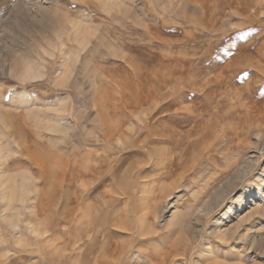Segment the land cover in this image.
<instances>
[{
	"label": "rangeland",
	"instance_id": "rangeland-1",
	"mask_svg": "<svg viewBox=\"0 0 264 264\" xmlns=\"http://www.w3.org/2000/svg\"><path fill=\"white\" fill-rule=\"evenodd\" d=\"M259 4L0 0V264H264V125L249 109L264 96V11L240 15ZM207 58V77L228 68L245 98L196 128Z\"/></svg>",
	"mask_w": 264,
	"mask_h": 264
},
{
	"label": "bare ground",
	"instance_id": "bare-ground-1",
	"mask_svg": "<svg viewBox=\"0 0 264 264\" xmlns=\"http://www.w3.org/2000/svg\"><path fill=\"white\" fill-rule=\"evenodd\" d=\"M201 1V0H200ZM260 1V4L258 5V7H255V6H248L247 8L245 7L244 8V10L240 13V15L241 16H244V19H245V23H248V25H252V24H254L255 22H257V21H259L260 19H261V17L264 15V13H263V15L261 16V17H257V15L260 13V12H262V11H264V0H259ZM199 3H201V2H199ZM198 3V4H199ZM247 3V2H246ZM243 5H245V4H243ZM242 7V6H241ZM250 7L255 11V14H254V16H251L250 15ZM241 9V8H240ZM260 11V12H259ZM253 12V11H252ZM251 12V13H252ZM254 13V12H253ZM207 27H209V29L211 28V25L210 24H207ZM213 29L214 28H212V31H213ZM218 31H220V32H222V30H220V29H218ZM264 39V38H263ZM258 41V40H257ZM256 42V41H255ZM260 44H258V46H259ZM261 46H263L264 47V43H263V45H261ZM255 47V46H254ZM210 48V47H209ZM218 48V47H217ZM217 48H210L211 50H212V55H213V51H216V49ZM261 50H262V48H261ZM263 50H264V48H263ZM204 51V50H203ZM255 51H257V48H256V50ZM200 53V52H199ZM248 53H251V51L250 52H248ZM255 53V52H254ZM253 53V55H255V54H257L258 53V51H257V53H255L254 54ZM202 54V53H201ZM198 55V54H197ZM205 55V54H204ZM259 54H257L256 56H258ZM196 56V55H195ZM201 56V55H200ZM199 56V57H200ZM237 56H239L238 54H237ZM237 56H236V58H237ZM261 55H259V57H260ZM249 57V56H248ZM262 57V56H261ZM196 58V57H195ZM202 58H203V55H202ZM202 58H199V59H202ZM239 58V57H238ZM209 59H211V58H207L206 60H204L203 62H201V64H205L206 66H207V63L209 62ZM260 59V58H259ZM196 60V59H195ZM238 60V59H237ZM256 60H258V59H256ZM196 61H198V60H196ZM232 61V60H231ZM259 61H261V60H259ZM26 62V61H25ZM235 62V61H234ZM238 62V61H237ZM240 63H241V61H240ZM252 63V62H251ZM209 64H210V62H209ZM236 64V63H235ZM30 65H32V64H30ZM30 65H28V66H26L25 65V63L22 61V60H20V59H18L16 62H15V68H19L20 69V76L21 77H27L28 79L29 78H36L37 76H36V73H35V70L34 69H30ZM26 66V67H25ZM209 66V65H208ZM207 66V67H208ZM22 67H25V69H23ZM33 67V66H32ZM206 67V68H207ZM230 67V66H229ZM34 68V67H33ZM217 69V73L215 74V75H213L214 77L213 78H210V77H207L208 76V74L213 70V68H212V70H211V67L209 66V69L207 68V69H204L203 67H200V68H196V69H194L193 70V72H195V77H194V87L192 86V88H193V96H194V99H195V101H196V104L194 105V106H191V107H193L192 109H191V112H192V114L194 115V117H195V122H194V126L196 127V128H201V123L203 122V119H204V117H205V114L204 113H207L206 112V109L209 107V106H212L211 104H213L214 102H215V104L217 103V104H219L218 105V107L220 106V104H222L223 106V108L224 107H229V106H236V104H237V102L239 101V100H242V102H243V100H244V98L242 99V95H245V93H243V94H240V93H238L237 91L238 90H240V88H241V86H240V88L237 86V84H239V77H238V79L239 80H237L236 78H235V76H233L232 74L230 75V72H227L229 69L228 68H216ZM218 69H220V71H218ZM207 70V71H206ZM249 70V69H248ZM258 70V69H257ZM263 70V69H262ZM215 71V70H214ZM245 72V71H244ZM255 72V71H254ZM264 73V72H263ZM184 74V73H183ZM192 74V73H191ZM211 74V73H210ZM256 75H257V77H258V72L257 73H255ZM180 75V74H179ZM182 75V74H181ZM180 75V76H181ZM193 77V76H192ZM181 77H179V79H180ZM261 77H259L258 79H260ZM263 78V77H262ZM182 79V78H181ZM180 79V80H181ZM206 79V80H205ZM251 79H252V77H251ZM251 79L249 80V86H251V83H253V82H251ZM33 80V79H32ZM179 80V81H180ZM184 80V79H183ZM182 80V81H183ZM261 80V79H260ZM178 81V82H179ZM182 81H180L181 83H182ZM256 82H257V80H256ZM248 83V82H247ZM258 83H259V81H258ZM257 83V87H258V84ZM215 84H217L218 86H219V92H218V89L217 90H213V88H212V86L214 85L215 86ZM255 84V83H254ZM192 85V84H191ZM189 87V86H188ZM260 88H261V86H259ZM259 88V89H260ZM245 89V88H244ZM179 90V89H178ZM185 90H186V88H185ZM253 90V89H252ZM258 90V89H257ZM180 91V90H179ZM235 91V92H234ZM167 92H169V91H167ZM175 93H176V90L174 91ZM240 92V91H239ZM241 92H242V90H241ZM253 92V91H252ZM177 93H178V91H177ZM218 93H220V94H222V96L221 97H219V95H218ZM236 93V94H235ZM256 93V92H255ZM259 93V92H258ZM258 93H257V95H258ZM260 93H262V92H260ZM264 93V92H263ZM262 93V94H263ZM163 94V93H162ZM254 94V93H253ZM165 95V94H164ZM229 95V96H228ZM160 96V95H159ZM163 96V95H162ZM168 96V95H167ZM254 96H256V95H254ZM161 97V96H160ZM246 97H248L247 95H246ZM169 98V97H168ZM171 98V97H170ZM249 98V97H248ZM158 99V98H157ZM188 99V98H187ZM167 100V99H166ZM247 101H249V99L247 100ZM184 102V101H183ZM185 102H186V100H185ZM252 102V101H251ZM240 103H241V101H240ZM247 103V102H246ZM246 103H245V105H246ZM216 104V105H217ZM151 105H152V103H151ZM163 105H165V104H163ZM169 105V104H168ZM249 105V104H248ZM156 106H157V104H156ZM167 106V105H166ZM170 106V105H169ZM243 106V105H242ZM155 107V106H154ZM188 107V106H187ZM236 108V107H235ZM246 108H247V106H246ZM187 109H189V107L187 108ZM214 109V108H213ZM240 109V108H239ZM249 109H250V111L254 114L253 116H252V128L253 129H255V130H259L260 129V126H262V125H264V96L262 95V96H259L258 97V99L257 100H255V101H253V103H252V106H250L249 107ZM215 110V109H214ZM246 110V109H245ZM222 111V110H221ZM234 111V110H233ZM235 112V111H234ZM233 112V113H234ZM239 112H241V111H239ZM247 112H249V111H247ZM219 113V112H218ZM242 113V112H241ZM240 113V114H241ZM217 114V113H216ZM227 114V113H226ZM230 114V113H229ZM228 114V115H229ZM238 114V113H237ZM243 114V113H242ZM245 114H247V113H245ZM152 115V114H151ZM211 115V114H210ZM220 115V114H219ZM222 115V114H221ZM231 115H232V112H231ZM238 116V115H237ZM247 116V115H246ZM221 117V116H220ZM220 117H214V118H219L220 119ZM222 118V117H221ZM230 118V117H229ZM238 118V117H237ZM211 119V118H210ZM209 119V120H210ZM218 119V120H219ZM238 119H240V118H238ZM247 119V118H246ZM150 120V119H149ZM208 120V121H209ZM216 120V119H215ZM245 120V119H244ZM113 121V120H112ZM221 121V120H220ZM225 121V120H224ZM242 121V120H241ZM101 122H102V124H105V120L104 119H101ZM211 122V121H210ZM227 122V121H226ZM228 122H230V120L228 121ZM235 122V121H234ZM66 123V122H65ZM107 123V122H106ZM213 123V122H212ZM113 124V123H112ZM229 125H230V123H228ZM233 124V123H232ZM231 124V125H232ZM246 125H248L247 123H245ZM107 125V124H106ZM111 125V124H110ZM208 125H209V123H208ZM228 125V126H229ZM236 125V124H235ZM238 125H239V123H238ZM243 125V124H242ZM241 125V126H242ZM101 126V125H100ZM146 126V125H145ZM250 126V125H249ZM109 127V126H108ZM107 127V128H108ZM124 127V126H123ZM122 127V128H123ZM207 127V126H206ZM210 127V126H209ZM222 127H223V125H222ZM245 127H247V126H245ZM245 127H244V130L243 131H245L246 129H245ZM250 127V128H251ZM106 128V127H105ZM150 128V127H149ZM155 128V127H154ZM195 128V129H196ZM242 128V127H241ZM249 128V129H250ZM262 128H264V127H262ZM261 128V129H262ZM53 131L55 130V131H57V130H60L58 127H54L53 126ZM51 129V130H52ZM119 129V128H118ZM103 130H105V129H103ZM102 130V132H104L103 134H102V138H103V140H104V143H105V141L106 140H108L107 142H111L112 140H114L115 139V134L114 133H109V132H107L106 130L105 131H103ZM115 130V129H114ZM117 130V129H116ZM230 130V129H229ZM238 130H240V128L238 129ZM254 131V130H253ZM161 132V131H160ZM204 132H206V131H204ZM227 132V131H226ZM249 132L251 133V129L249 130ZM167 133H168V131H167ZM223 133V132H222ZM225 133V132H224ZM237 133V132H236ZM249 133V134H250ZM253 133V132H252ZM260 133H263L262 131H260ZM153 134V133H152ZM156 134V133H155ZM180 134V133H179ZM178 134V135H179ZM206 134V133H205ZM94 135V134H93ZM175 135V134H174ZM222 135V134H221ZM236 135V134H235ZM234 135V136H235ZM243 135V134H242ZM256 135V134H255ZM263 135V134H262ZM168 136V135H167ZM173 136V135H172ZM225 136H227L226 134H225ZM225 136H223V137H225ZM239 136V135H238ZM246 137H247V135H245ZM147 137H149V134H148V136ZM154 137V136H153ZM169 137V136H168ZM209 137V136H208ZM219 137V136H218ZM221 137V136H220ZM223 137L221 138L222 139V141H223ZM241 137V136H240ZM88 137L87 136H85L84 138H83V136H82V141H83V145H86L87 146V144H88V142H89V139H87ZM204 138V137H203ZM232 138V137H231ZM230 138V139H231ZM95 141H96V143L98 144V145H100L101 143H100V140H101V137L100 136H97L96 135V137H95ZM126 139V138H125ZM150 139V138H149ZM218 139V138H217ZM261 139V138H260ZM91 140V139H90ZM209 140V139H208ZM224 140H226V138H224ZM237 140V139H236ZM242 140V139H241ZM91 141H93V140H91ZM131 141V140H130ZM212 141V140H211ZM193 142V141H192ZM216 142V141H215ZM234 142H236V141H234ZM245 142V141H244ZM100 143V144H99ZM102 143H103V141H102ZM223 144H224V141L222 142ZM237 143V142H236ZM236 143H234V144H236ZM264 143V142H263ZM90 144V143H89ZM136 144V143H135ZM139 144V143H138ZM215 144V143H214ZM230 145V144H229ZM97 146V145H96ZM225 146V145H224ZM233 146V145H232ZM231 146V147H232ZM230 147V148H231ZM212 148V147H211ZM210 149V148H209ZM235 149V148H234ZM97 150V149H96ZM99 151V150H98ZM94 152V151H93ZM157 152V151H156ZM102 153V152H101ZM208 153V152H207ZM91 151H87V153H86V155H90V158H91ZM98 154V153H97ZM96 154V151H95V155H97ZM209 154V153H208ZM103 155V154H102ZM72 156H74V155H72ZM79 156V155H78ZM104 156V155H103ZM210 156V155H209ZM76 157V156H75ZM88 157V156H87ZM97 157H99L98 155H97ZM208 157V156H207ZM81 158H84V157H81ZM103 158H105V157H103ZM194 159V158H193ZM79 160V159H78ZM77 160V161H78ZM208 160V159H207ZM90 161V160H89ZM89 161H87V162H89ZM101 161V160H100ZM194 161V160H193ZM198 161V160H197ZM209 161V160H208ZM85 162H86V160H85ZM102 162H105L106 163V160L105 159H102ZM92 163V162H91ZM73 164V163H72ZM75 164H76V162H75ZM90 164V163H89ZM145 164V163H144ZM247 164H249V163H247ZM67 165V164H66ZM190 165V164H189ZM136 166V165H135ZM243 166V165H242ZM241 166V167H242ZM91 167V166H90ZM137 167V166H136ZM195 167V166H194ZM194 167H191V168H194ZM101 168V167H100ZM100 168H95L94 170H92V173L94 174V176H96V177H100V176H102L101 175V169ZM112 168V167H111ZM184 168H186V167H184ZM183 168V169H184ZM190 168V169H191ZM242 168H244V167H242ZM89 169V168H88ZM239 169V168H238ZM181 170V169H180ZM179 170V171H180ZM187 170V169H186ZM185 170V171H186ZM175 171V170H174ZM178 171V172H179ZM234 171V170H233ZM241 171V170H240ZM244 172V171H243ZM72 173V172H71ZM182 173V172H181ZM189 173V172H188ZM199 173H200V171H199ZM234 173H237V172H234ZM107 174V173H106ZM184 174V173H183ZM190 174V173H189ZM239 174V173H238ZM90 175V174H89ZM179 175H181V176H183L182 174H179ZM178 175V176H179ZM234 175V174H233ZM80 176V175H79ZM84 177H87V176H84ZM176 177V176H175ZM71 178V177H70ZM82 178V177H81ZM116 178V177H115ZM182 178V177H181ZM97 179V178H96ZM179 179H180V176H179ZM235 179H237V177H235L234 178V180ZM86 180V179H85ZM97 180H95V182H96ZM100 181V180H99ZM116 181V180H115ZM181 181V180H180ZM232 181V180H231ZM233 182V181H232ZM236 182V181H235ZM84 185H86V184H84ZM89 186H90V184H88ZM71 186H72V183H71ZM111 186V185H110ZM113 186V185H112ZM73 187V186H72ZM238 188V187H237ZM86 189V188H85ZM91 190H92V188H91ZM79 191V190H78ZM85 192L87 191V190H84ZM81 192V191H80ZM79 192V193H80ZM85 192H84V194H85ZM106 192H108V191H106ZM105 192V193H106ZM74 193V192H73ZM76 193V192H75ZM106 194H108V193H106ZM86 195V194H85ZM110 195V194H109ZM80 197V196H79ZM94 197V196H93ZM97 197V196H96ZM100 197H103V196H100ZM68 198V197H67ZM104 198V197H103ZM70 199V198H69ZM106 199V198H105ZM68 200V199H67ZM81 200V199H80ZM92 201V200H91ZM105 201H107V200H105ZM94 202V201H93ZM92 202V203H93ZM98 202H100V201H98ZM98 202H96V203H98ZM102 202H104L103 201V199H102ZM113 202V201H112ZM68 203V202H67ZM101 203V202H100ZM99 203V204H100ZM137 203V202H136ZM70 204H71V202H70ZM87 204V203H86ZM85 204V205H86ZM68 205V204H67ZM98 205V204H97ZM137 205V204H136ZM170 205V203L168 202V204H167V206H169ZM69 206V205H68ZM92 206H93V204H92ZM171 206H173V204L171 205ZM73 207V206H72ZM72 207H71V210H72ZM85 207V206H84ZM88 207H90V205L88 206ZM99 207V206H98ZM166 207V206H165ZM83 208V207H82ZM87 208V207H86ZM96 208V207H95ZM101 208V207H100ZM99 208V209H100ZM111 208V207H110ZM78 209V208H77ZM80 210V209H79ZM95 209H93V211H94ZM112 210V209H111ZM157 210H158V208H157ZM136 211V210H135ZM69 212V211H68ZM83 212H84V210H83ZM99 212V211H98ZM104 212V211H103ZM156 212V211H155ZM160 212V211H159ZM67 213V212H66ZM73 213H74V211H73ZM72 213V214H73ZM96 213H97V211H96ZM135 213V212H134ZM147 213V212H146ZM150 213V212H149ZM165 213V212H164ZM84 214H86L85 212H84ZM67 215H68V213H67ZM80 215V214H79ZM89 215V214H88ZM144 215V214H143ZM145 215H147V214H145ZM144 215V219H146V216ZM82 216V215H81ZM103 216V215H102ZM164 216V214H162V216L161 217H163ZM115 217H116V215H115ZM78 218V217H77ZM155 218V217H154ZM95 219V218H94ZM100 219V218H99ZM120 219V218H119ZM140 219H142V218H139V220ZM89 220V219H88ZM113 220V219H112ZM135 220H136V218H135ZM66 221V220H65ZM68 221V220H67ZM73 221V220H72ZM79 221V220H78ZM85 221V220H84ZM97 221H98V219H97ZM114 221V220H113ZM143 221V220H142ZM161 221V220H160ZM71 222V221H70ZM91 222H93V221H91ZM127 222V221H126ZM129 222V221H128ZM187 222V221H186ZM67 223V222H66ZM83 223V222H82ZM136 223V222H135ZM141 223V225H143L142 224V222H140ZM144 223V222H143ZM188 223H189V221H188ZM187 223V224H188ZM68 224V223H67ZM73 224V223H72ZM84 224V223H83ZM95 224H98L97 222L95 223ZM116 225H117V223H116ZM134 225V224H133ZM145 225V224H144ZM69 226H70V224H69ZM69 226H67V229H68V227ZM80 226V225H79ZM88 226V225H87ZM98 226H100V225H98ZM120 226L121 225H119V228H120ZM132 226V225H131ZM71 227H72V225H71ZM101 227V226H100ZM143 227V226H142ZM141 227V228H142ZM189 227V226H188ZM74 228V227H73ZM82 228H84V227H82ZM89 228H91V227H89ZM69 229H70V227H69ZM78 229V228H77ZM101 229H103V228H101ZM133 229V228H132ZM140 229V228H139ZM193 229V228H192ZM72 230V229H71ZM91 230V229H90ZM121 230V229H120ZM128 230V229H127ZM142 230V229H141ZM190 230V229H189ZM123 231H124V229H123ZM191 231V230H190ZM72 232V231H71ZM71 232H69V233H71ZM82 232V231H81ZM130 232V231H129ZM79 233V232H78ZM89 233V232H88ZM96 233V232H95ZM132 233V232H131ZM138 233V232H137ZM148 233V232H147ZM146 233V234H147ZM97 234V233H96ZM142 234V233H141ZM145 234V233H144ZM185 234V233H184ZM79 235V234H78ZM153 235V234H152ZM81 236V235H80ZM86 236V235H85ZM94 236H96L97 237V235H94ZM141 236V235H140ZM147 236V235H146ZM145 236V237H146ZM149 236V235H148ZM79 237V236H78ZM88 237V236H87ZM90 237V236H89ZM92 238H93V236H92ZM136 238V237H135ZM96 241V240H95ZM179 241V240H178ZM183 241V240H182ZM81 242V241H80ZM94 242V241H93ZM82 243V242H81ZM180 244H181V242H179ZM188 243V242H187ZM95 244V243H94ZM179 244V247L180 246H183V245H180ZM190 245V244H189ZM118 246V245H117ZM163 246V245H162ZM177 246V245H176ZM175 246V247H176ZM120 247V246H119ZM128 247V246H127ZM178 247V248H179ZM189 247V246H188ZM111 248V247H110ZM132 248H133V246H132ZM131 248V249H132ZM177 248V247H176ZM123 249V248H122ZM94 251V250H93ZM127 251V250H126ZM80 252H82V251H80ZM116 252V251H115ZM118 252V251H117ZM145 253V252H144ZM87 254V253H86ZM110 254V253H109ZM159 254V253H158ZM91 255V254H90ZM101 255H103V254H101ZM119 255V254H118ZM83 256V255H82ZM113 256H115V254L113 255ZM164 257V256H163ZM87 258V257H86ZM93 258V257H92ZM96 258V257H95ZM100 259H102V258H100ZM106 259V258H105ZM117 259V258H116ZM94 260V259H93ZM153 260V259H152ZM117 261V260H116ZM77 262V261H76ZM76 262H75V264H76ZM90 262H91V260H90ZM121 262V261H120ZM70 263V262H69ZM93 263V262H92ZM109 263V262H108ZM68 264V263H67ZM87 264H90L89 262L87 263ZM94 264V263H93ZM97 264V263H96Z\"/></svg>",
	"mask_w": 264,
	"mask_h": 264
}]
</instances>
